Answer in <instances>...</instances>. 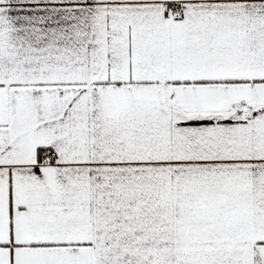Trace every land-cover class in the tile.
Masks as SVG:
<instances>
[{
	"label": "snow or ice",
	"instance_id": "obj_1",
	"mask_svg": "<svg viewBox=\"0 0 264 264\" xmlns=\"http://www.w3.org/2000/svg\"><path fill=\"white\" fill-rule=\"evenodd\" d=\"M0 264H264V0H0Z\"/></svg>",
	"mask_w": 264,
	"mask_h": 264
}]
</instances>
